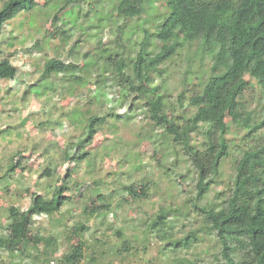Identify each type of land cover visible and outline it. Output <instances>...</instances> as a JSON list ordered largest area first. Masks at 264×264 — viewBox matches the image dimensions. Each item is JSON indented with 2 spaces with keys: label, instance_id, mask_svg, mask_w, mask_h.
I'll use <instances>...</instances> for the list:
<instances>
[{
  "label": "trees",
  "instance_id": "trees-1",
  "mask_svg": "<svg viewBox=\"0 0 264 264\" xmlns=\"http://www.w3.org/2000/svg\"><path fill=\"white\" fill-rule=\"evenodd\" d=\"M44 1L48 4L54 0ZM63 1L61 8L55 11L53 20L58 18L60 12L76 8L75 16H81L82 32L109 26L113 21L114 31L119 33L115 40L122 44L126 42L123 39L124 28L133 19H141L147 14V10L152 9L151 4L161 5L145 18L152 23V31L139 24L144 37L138 43L132 67L138 84L127 74L126 64L119 54L112 55L107 47L99 56L103 58L105 69L116 73L112 78L116 85L137 96L132 97L129 102L128 112L118 115L113 106L114 102L125 104L128 97L122 95L109 99L101 91L99 81L92 83L95 88L92 97L94 103L103 102L104 106L100 104L97 112L89 113L86 117H83L82 112H71L73 121L77 116L80 120L81 134L67 141L65 149L60 150V160H48L39 178H54L59 167L66 168L57 184L51 187L49 196L31 194V204L25 211L15 207L8 209L7 226L0 231V252L6 251L9 257L14 254L21 258L29 257L23 248L31 245L38 248L44 257L59 253V243L53 236L39 237L31 233L33 218L61 214L69 200L65 196L66 191H72L75 198L83 197L81 191L84 185L76 173L77 164L85 162L91 167L95 163L97 154L91 158L88 149L92 147L97 133L107 127H116L118 122H133L129 112L133 101L139 100L145 111L144 115L150 120L148 125L151 132L155 134L154 139L150 140L151 144L159 142V129L161 135L180 145L188 157L197 178L195 201L201 200L209 192L219 174L221 163L229 156L226 136L230 126L244 129V137L253 136L251 140L255 141L235 161L232 188L222 204L203 207L194 205L195 210L203 214L202 227L186 234H178L174 231L175 224L183 211L174 210L179 213L171 216L168 210L160 208L155 215L140 221L142 233L136 235L135 240L141 237L140 241L144 243L142 250L146 252V246L152 238L160 245L159 254L165 262L174 260L175 264H202L190 260L183 253H198V248L205 243V239L199 237L205 228L215 233L220 248L218 253L213 254L211 264H264V140L256 137L264 128V106L258 113L255 109H249L245 100L248 92L254 88L251 80L264 91V0H110L107 11L100 8L101 0ZM83 3L87 9L86 13L80 15V5ZM38 6L37 0H2L0 38L10 21L21 14L31 17ZM54 6L57 3L50 8L56 10ZM117 21L121 22L117 24ZM46 34L51 38H66V33L60 30H46ZM150 37L161 43L160 50L153 56L147 49ZM38 44L39 41L34 48ZM193 46L197 47L194 57L199 62L208 58L209 69L203 77L197 79L199 91L185 96L184 90L171 102L161 91L163 80L159 66L179 55L182 50L190 52ZM90 66L91 63H86L80 69L86 70ZM73 67L77 68L76 65L65 64L55 57L48 59L43 65L40 81L62 75L63 80L69 84L87 86L90 82L83 76L68 71V68ZM16 74L17 69L12 61L6 55H0V83L14 80ZM192 81L193 77H190L187 86H191ZM27 93L25 91L23 96ZM175 163L176 161L171 166H175ZM158 164L166 173L171 168L174 170L160 161ZM19 167V163H9L0 176V182L12 179ZM123 174L125 173L121 172L119 175ZM149 190L146 177L128 183L116 181V185L114 182L106 183L101 180L92 182L88 187V194L81 202L80 214L83 220L75 223L69 236L76 242L61 255L58 264H78L80 261L86 264H114L111 258H120L132 251V243L125 239L119 229L115 231V235L122 242L114 250L113 246L108 249L102 239L95 238L91 244L86 237L89 232L86 224L92 218L103 220L105 213H116L119 204H112L110 201L117 195L121 197L120 202L126 201V198L128 201L131 198L132 201L142 202L149 198Z\"/></svg>",
  "mask_w": 264,
  "mask_h": 264
},
{
  "label": "rangeland",
  "instance_id": "rangeland-1",
  "mask_svg": "<svg viewBox=\"0 0 264 264\" xmlns=\"http://www.w3.org/2000/svg\"><path fill=\"white\" fill-rule=\"evenodd\" d=\"M54 1V4L52 1L45 4L44 0H37L39 6L33 11V15L29 17L27 14H21L10 21L0 38V55H6L17 69L14 80L0 83V176L4 174L9 163L21 165L16 168L12 179L0 182V231L7 226L8 209L15 207L25 211L31 204V194L49 196L51 187L57 184L66 167H59L54 178L41 179L39 176L46 168L48 160H58L67 141L81 134L80 120L77 116L73 121L71 112H82L83 117H86L89 113L97 112L100 104L104 106L103 102L96 104L92 99L95 91L92 85L94 81H99L101 91L109 99L122 95L128 97L125 104L113 103L116 114L122 116L128 112L129 102L132 97L137 96L126 89L121 90L116 85L112 80L116 73L108 72L110 70L105 69L103 58L99 56L107 47L112 55L119 54L126 64L127 74L138 84L132 67L138 43L144 37L139 24L152 31V23L147 22L145 18L161 5L151 4L152 9L149 8L147 14L141 19H133L123 30V39L126 42L122 44L115 40L119 33L114 31L113 21L109 26L82 32L81 16H75L76 8L60 12L58 18L53 20L55 11L60 9L64 2ZM109 1L101 0L100 8L107 11L110 8ZM55 3L56 10L51 9L50 6ZM80 6V15H83L87 7L85 3ZM120 22L117 21V24ZM46 30L64 31L66 38H51L47 36ZM37 41L39 44L34 48ZM148 42L147 49L153 56L160 50L161 43L154 37H150ZM196 48L193 46L190 52L182 50L179 55L159 66L163 80L161 91L171 102L184 90L185 96L199 91L197 79L206 74L210 62L208 58L199 62L194 57ZM70 49L73 51L70 52ZM53 57L65 64L76 65L77 68H68V71L79 73L90 83L79 87L65 82L62 75L40 81L44 63ZM86 63H91V66L86 70L80 69ZM98 75L101 76L98 78ZM190 77H193L192 85L187 86ZM251 84L254 88L245 97L246 105L260 113L264 106V91L253 80ZM25 91L28 93L23 96ZM139 103V100H134L129 112L133 122H118L116 127H107L97 133L92 147L88 149L91 158L97 154L95 163L91 167L85 162L78 163L75 170L84 185L81 191L83 197L88 194L87 190L92 182L101 180L106 183L114 182L116 185V181L128 183L146 177L150 186L149 198L142 202L132 201L131 198L128 201L126 198V201L120 202L121 197L117 195L110 201L112 204H119L116 213H105L103 220L90 219L86 224L89 228L86 237L91 244L95 238L102 239L108 249L113 246L114 250L122 242L116 237L115 231L121 230L125 239L132 243L133 250L120 258L110 257L114 264H175L174 260L165 262L162 259L159 254L160 245L152 238L146 246V252L142 250L144 243L140 241L141 237L135 240V236L142 233L140 221L155 215L160 208L168 210L171 216L179 213L174 210L181 209L183 213L177 217L175 224L176 233L186 234L202 227L203 214L195 210L194 205L203 207L222 204L232 188L235 161L240 158L243 150L248 149L255 141L251 140L253 136L244 137V129L230 126L226 136L229 156L221 163L219 174L209 192L201 200L195 201L197 178L188 157L180 145L161 135L159 129V142L151 144L150 140L154 139L155 134L151 132L148 125L150 120L144 115L145 111ZM256 135L260 137L258 140H264V128ZM159 161L174 170L171 168L166 173L158 164ZM175 161V166H171ZM121 172L125 174L120 176ZM65 196L69 200L61 210L63 214L35 217L31 227V233L39 237L53 236L59 243V253L44 257L38 248L27 245L23 251L29 257L21 258L18 254L9 257L6 251H1L2 264H58L61 255L76 242L74 238H69L71 229L76 222L83 220L80 211L84 198H75L72 191H66ZM203 229L204 232H201L199 237H203L205 243L198 248L199 254L186 252L183 255L198 263L211 264L213 254L218 253L220 248L215 233ZM78 264L86 263L80 261Z\"/></svg>",
  "mask_w": 264,
  "mask_h": 264
}]
</instances>
